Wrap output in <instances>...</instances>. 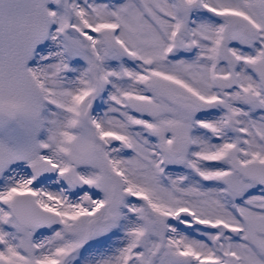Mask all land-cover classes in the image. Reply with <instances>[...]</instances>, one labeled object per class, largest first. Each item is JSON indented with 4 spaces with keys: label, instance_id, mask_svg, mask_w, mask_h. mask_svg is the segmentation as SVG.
<instances>
[{
    "label": "snow or ice",
    "instance_id": "6c2138e0",
    "mask_svg": "<svg viewBox=\"0 0 264 264\" xmlns=\"http://www.w3.org/2000/svg\"><path fill=\"white\" fill-rule=\"evenodd\" d=\"M0 264H264V0H0Z\"/></svg>",
    "mask_w": 264,
    "mask_h": 264
}]
</instances>
